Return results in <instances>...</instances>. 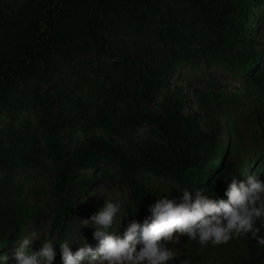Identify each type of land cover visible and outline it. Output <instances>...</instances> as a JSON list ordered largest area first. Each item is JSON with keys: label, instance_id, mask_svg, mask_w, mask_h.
<instances>
[{"label": "trees", "instance_id": "16d2710c", "mask_svg": "<svg viewBox=\"0 0 264 264\" xmlns=\"http://www.w3.org/2000/svg\"><path fill=\"white\" fill-rule=\"evenodd\" d=\"M263 4L5 0L0 5V256L9 257L4 248L17 243L43 210L53 214L52 230L63 243L77 216L76 202L96 183L127 184L129 218L142 224L149 203L159 197L204 188L206 195L227 200L228 185L246 181L251 162L260 159L262 170L264 144L252 155L235 125L229 146L222 142L226 113L245 104L255 105L264 141V44L253 38L264 26V11L256 27L250 26ZM184 64L221 65L235 77H249L231 93L214 79L207 90L195 91L198 113L186 115ZM21 173L25 179L19 181ZM39 173L50 175L49 188L27 186ZM256 176L264 181V173ZM30 188L44 196L42 206L25 203L24 190ZM236 239L249 252L246 264H262L264 245L250 234ZM55 253L54 264H62L60 248Z\"/></svg>", "mask_w": 264, "mask_h": 264}, {"label": "clouds", "instance_id": "9594fccd", "mask_svg": "<svg viewBox=\"0 0 264 264\" xmlns=\"http://www.w3.org/2000/svg\"><path fill=\"white\" fill-rule=\"evenodd\" d=\"M204 188L189 191L184 188L180 196L159 197L149 207L150 215L143 223L131 220L123 238L113 234V226L122 209L120 192L114 191L104 206L89 219L80 221L83 227H93V238L99 247L93 250L83 244L74 254L69 242L60 243L62 264H168L175 258L174 251L166 245L179 243V237L198 240L201 246L227 244L234 238L250 234L258 244L264 245V181L256 175L246 181L235 179L225 192L227 200L212 198ZM122 221V220H121ZM260 221V226H257ZM121 224V222H120ZM119 224V226H120ZM43 230L46 232V226ZM39 238L33 229L19 236L14 258L17 264H53L54 241L44 238L39 251L29 254L28 248ZM7 255L0 261L7 264Z\"/></svg>", "mask_w": 264, "mask_h": 264}, {"label": "rangeland", "instance_id": "374dc122", "mask_svg": "<svg viewBox=\"0 0 264 264\" xmlns=\"http://www.w3.org/2000/svg\"><path fill=\"white\" fill-rule=\"evenodd\" d=\"M5 0H0V5ZM21 5L24 0H17ZM264 11V4L255 8V16L252 18L250 24L251 27H256V21L258 17ZM261 44H264V26H259L256 29L255 36ZM181 71L185 72V77L180 81V86L185 87V95L188 100V106L186 115L198 113L199 107L195 100L196 90H207L209 84L215 79L222 86L221 89H225L228 93L234 92V89L241 88V82L247 81L248 75L235 77L233 72L224 68L221 65L201 64L200 66H191L190 64H184ZM190 80L191 84L186 85ZM253 104H245V106L236 107L233 110L226 113L225 120L223 121L225 128V135L223 137L222 146L230 144L229 131L233 125L236 126L237 138L242 141V144L249 146L253 154L260 150V146L264 144L261 139L260 127L258 125V112L253 110ZM264 108V107H263ZM204 113V112H202ZM229 118V119H228ZM140 134H145V129L140 130ZM125 143V141H123ZM258 143V144H256ZM218 162V160H217ZM260 159L251 162L247 166L246 177L249 175L263 174L264 168H259ZM264 166V164H263ZM36 170H32L35 172ZM213 172V170H211ZM25 179V174L18 175L17 180L21 181ZM52 179L49 174H40L33 178L32 182L27 186H45L50 187ZM114 191H119L122 202L121 212L118 214L116 223L113 226V234L123 238L124 232L131 219L127 212V206L131 200V190L127 184L120 182H108L103 181L91 186L87 195L81 200L76 202L77 216L76 219L70 223V230L64 242H69V248L74 254L83 244L90 241H97L93 238L94 228L83 227L80 221L89 219L93 214L97 213L105 204V200L112 194L114 198ZM24 195L26 197L25 203L32 204L38 203L40 206L43 204L44 196L38 193L35 189H25ZM85 200V201H84ZM157 200H153L149 203V206L156 203ZM122 220V221H121ZM121 222V224H120ZM53 214L47 210H43L40 217L30 222L27 226L26 232L29 230H37L39 238L34 240L28 248L29 254L37 252L42 247L43 239L49 238L54 241V251L60 248V241L58 233L52 230ZM120 224V226H119ZM46 226L47 231L43 230ZM122 231V232H120ZM63 242V243H64ZM170 250L175 253V260L177 264H246L250 263V256L248 250L240 244L236 238L230 240L227 244L213 245L209 242L205 246H201L198 240H189L186 236L179 237V243L170 242ZM93 250L99 247V242L89 245ZM17 247V243H12L4 248L5 252H9L10 255L7 259V264L12 263L15 260L14 251ZM54 264V261H53ZM264 264V260L262 262Z\"/></svg>", "mask_w": 264, "mask_h": 264}]
</instances>
